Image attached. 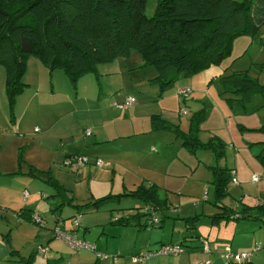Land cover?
Returning <instances> with one entry per match:
<instances>
[{
    "label": "rangeland",
    "instance_id": "obj_1",
    "mask_svg": "<svg viewBox=\"0 0 264 264\" xmlns=\"http://www.w3.org/2000/svg\"><path fill=\"white\" fill-rule=\"evenodd\" d=\"M156 1L145 2L148 18L153 16ZM257 27L255 38L241 37L234 42L231 56L221 66H228V76L242 72L257 85L245 107L241 96L238 98L232 86L221 83L220 77L210 84L208 95L190 100L187 105L182 104L181 94L179 106H174L173 100L159 103L162 96L154 84L155 69L146 64L137 50L129 49L128 54L97 66L75 83L63 71L51 73L41 61L28 59L22 79L26 87L10 111L5 96V69L0 66V173L5 175L0 184L14 187L22 203L28 200L25 204L18 202L15 193L5 201L0 191V202L14 208V211L0 209L7 220L0 219V241L8 254L10 249L16 250L24 258L33 256L34 264H45L49 257L37 253L41 247L51 258L57 255L62 258L57 264H137L133 260L136 252L131 249L136 236H130L129 232L121 237L114 235L120 227L113 221L133 215L142 207L123 194L138 186L155 185L161 191L159 196L168 201L167 208L160 213L166 224L160 232L166 231L173 220L199 216L194 236L215 241L210 243L211 250L223 245V255L230 249L233 253L249 254L248 261L264 264V249H252V243L239 250V244L252 238L247 229L256 227L255 224L226 219L216 224L209 218L222 212L214 204L212 166L237 170L238 184L226 185L228 196L221 203L224 207L236 210L240 203L254 207L264 198V180L260 186L251 181L253 176L262 177L260 171L264 169V45L259 40V35L264 34V23ZM249 39L255 40L252 45ZM237 85L245 88L246 83ZM128 97L134 100L132 106L119 109ZM185 109L188 115L181 114ZM155 116L178 127L185 136L160 127L155 131L152 125ZM184 138H193L195 151L183 145ZM209 142L216 143L215 151L201 149L200 143ZM217 145L223 147V156L216 157L221 149ZM237 147L240 154L235 150ZM76 150L86 152L88 160L78 169L66 164L63 158ZM19 151L23 160L20 166ZM97 160L101 166H96ZM31 169L48 176L50 172L53 181H58L65 191L59 194L55 187L31 179L28 175ZM11 171H20L21 179L9 178ZM25 181L28 187L22 191L24 186L20 184ZM98 199L101 201L96 209L84 207H91ZM19 206L30 209L42 225L20 220ZM59 223L65 228L61 230L76 234L77 239L93 246L96 252L70 250L63 240L54 237L53 230ZM147 234L141 232L136 244ZM232 240L238 249L229 247ZM257 244L263 247V243ZM9 259V264H21L17 257Z\"/></svg>",
    "mask_w": 264,
    "mask_h": 264
},
{
    "label": "trees",
    "instance_id": "obj_2",
    "mask_svg": "<svg viewBox=\"0 0 264 264\" xmlns=\"http://www.w3.org/2000/svg\"><path fill=\"white\" fill-rule=\"evenodd\" d=\"M21 1L22 4L19 0H0V66L5 69V96L10 111L26 87L22 79L28 59L41 61L51 73L63 71L75 83L78 77L94 71L97 66L112 63L119 55H126L129 49H135L146 64L155 69L154 84L159 89V95L163 96L176 83L212 67H221L231 56L233 44L238 38H255L258 33L251 17V8L256 0H157L151 18L145 15L146 0ZM259 40L264 45L261 35ZM227 69L228 66L222 68L224 71L219 80L232 86L231 90L239 94L238 98L241 96L242 106L245 107L257 91V85L242 72L228 76ZM236 82H245V88ZM185 88L188 87L179 91ZM186 101L183 99L182 103L186 105ZM152 119L155 131L163 128L185 136L178 127L159 120L157 116ZM195 123L193 118L191 125ZM214 144L200 143V146L201 149L215 151ZM183 145L191 152L196 150L193 138H184ZM217 148L221 149L216 152V157L223 156V147L217 145ZM71 157L87 159L85 154H67L64 160ZM17 162L19 166L22 164L21 154ZM211 169L214 204L222 210L209 217L211 223L231 218L264 224V203L254 207L240 203L236 210L221 204L228 196L226 185L235 175L227 168L212 166ZM19 174L20 171L13 175ZM28 175L57 188L61 193L60 187L47 174L31 169ZM2 176L0 173V178ZM159 193L161 191L155 185H149L138 186L134 191L123 194L137 200L142 207L136 209L133 215L114 220L113 224L150 228V217H156L159 225L154 227L160 226V213L167 208L168 201ZM59 194L56 196L64 200ZM99 201L101 199L91 207H84L94 210ZM74 207L78 209V206ZM24 214V210L17 212L19 218L32 220L33 215L23 217ZM143 217L147 218L143 220ZM198 219L199 216L179 220L193 230ZM164 245L167 244L160 247ZM14 253L11 250L12 256ZM31 257L20 259L24 264H33Z\"/></svg>",
    "mask_w": 264,
    "mask_h": 264
},
{
    "label": "crops",
    "instance_id": "obj_3",
    "mask_svg": "<svg viewBox=\"0 0 264 264\" xmlns=\"http://www.w3.org/2000/svg\"><path fill=\"white\" fill-rule=\"evenodd\" d=\"M251 17H252V20L256 26H260L261 24L264 23V0H256L253 3V6L251 8ZM260 35L262 37L264 34H260ZM254 41H255L254 39H249V44L252 45ZM247 42L248 41H246V43ZM242 44H244V43H242ZM235 58H237V57H235ZM222 72H223L222 67H212V68L206 70L205 72L198 74L195 77L189 78L187 80H183V81L175 84L172 88H170L162 96V99H160L161 101H159V103H163L166 101L170 102L171 100H173L174 106L175 105L179 106L181 98L179 96L178 91L180 88H183V87H188L190 89L189 98H188V100L186 99L187 100L186 103L188 104V101H190V100L196 101V100L200 99L201 96L209 94V91L211 89L210 84L214 82V79L215 80L218 79L219 76L222 75ZM128 98H132V97H128ZM182 100H181V102H182ZM166 106H167V104H166ZM13 125H15V123ZM12 129H14V128H12ZM14 132L16 133V135H19V132H16V131H14ZM233 144H234V142H232V145ZM235 150L237 151L238 154H240L238 147L235 148ZM68 154H71V155L72 154H83V155L85 154V155H87L86 152L81 153V150H76V152H70ZM65 155H67V154H64L63 158H65ZM236 171H237L236 169H235V171H233L235 178H237ZM10 173L11 174H8L9 178H13V177L14 178H20L19 175H13V174H16V171H14V172L11 171ZM253 175H255V174H253ZM260 175L262 177H260L259 181L257 182V183H259V186L261 185V182L264 180L263 179L264 178V169H263V171H260ZM49 176L51 177L50 172H49ZM31 179H34V178H31ZM51 179H52V177H51ZM34 180H37V179H34ZM52 182L55 185L59 186L60 190L65 191L63 186L58 181H56V180L53 181V179H52ZM20 185L22 187L24 186L22 191H26L25 188L28 187V183L25 181V182H21ZM13 189H14V187H7L5 185L0 184V191H2L3 196L6 199L5 201H7L8 197L12 198L14 196V194L16 193L17 198L19 197L18 202L22 203L21 197L17 193V190L16 189L13 190ZM259 200H261V202H259V203H264V198L259 199ZM26 202H28V200H26ZM26 202H23L22 204H25ZM22 207L23 206H19V210H24ZM0 209H6V210L8 209L9 211H14V208L9 204H5L4 201H2V203L0 202ZM24 213L25 214L23 217H26L28 214H30V215L34 214L30 209L24 210ZM2 218H4V215L0 214V219H2ZM161 218H162V221H161L160 226H158V227L147 228L145 225L143 227H141V226H139V227L118 226V227H120V229H119L120 231H118L114 235H118V237H121V235L127 234L129 232L131 234L130 236H132V237L136 236V242L134 243L135 246H134V248H131L132 251L136 252V254L133 257L142 256V255H146L147 253L154 252L162 244H167V245L179 244L185 248V250H183L182 253L177 255V256H172V257L146 256L143 259L141 264H227V262L223 258V253H222L223 252V249H222L223 245H219V246H217L216 249L211 250L210 243L215 242V241L207 242L208 240H202L201 236L195 237L194 236L195 232H193L195 230H191V228H187L181 221L179 222V219H182V218H178L177 221L173 220L172 223H169L170 224L169 228H167L166 231L162 230L160 232V229L165 228L164 227V224H165L164 220L165 219H164V217H161ZM19 219L22 220L21 218H19ZM2 220L7 221L5 218ZM228 220L236 221V220H233L231 218ZM236 222L255 224L254 226H256L254 228L250 227V228H252L250 230L247 229L248 230L247 235L251 236L252 238L249 239L250 240L249 242L239 244V245H241V247H239V250H245V248L250 247V245H252V243H253V245L251 246L252 249L256 245H258L257 243H263V245H264V235L262 233V231L264 232V230H263L264 224H262L260 222H247V221H236ZM141 223H143V221ZM249 226H251V225H249ZM61 228L65 229L63 224H62ZM243 229L245 230V228H243ZM241 230L242 229H239V231H241ZM143 231L148 232L147 237L144 238L143 241L141 240V242L136 244L137 239H138L137 237ZM240 233L243 234V236H246V233H244V232H240ZM259 233H261L262 236ZM53 234H54V232H53ZM154 236L156 238H154ZM200 239H201V241H200ZM219 239H223V238H219ZM222 241L224 242V240H222ZM204 242L206 244V246H204V247H207V249H205L203 247ZM233 242H234V240H232V244H230V246H229L232 249L235 248L233 246ZM51 245H53V244L52 243L48 244V246H51ZM235 249H238V248H235ZM252 249H251V251H252ZM10 251H11V249H10ZM12 251L15 252L13 254V256L18 258V262L21 264H24V262L20 259V258H24V257L19 255V252L16 250H12ZM234 251H236V250H234ZM8 252L9 251H7V249L5 248V245L3 243H1V241H0V261L2 264H5V263L9 264V262H10L9 257H13L11 254H8ZM93 252H96V250L93 249ZM119 252H122L121 249H119ZM230 252L233 253L231 250H230ZM235 253H237V252H235ZM98 255H106V254H99L98 253ZM45 257H49L46 260L45 264H47V263L57 264L58 262H60L62 260V258L58 257V255L51 258V255H49L48 253L45 255ZM257 261L258 260H256L255 262H251L250 260L249 261L247 260L245 264H262L261 262H259V261L257 262ZM33 264H34V262H33Z\"/></svg>",
    "mask_w": 264,
    "mask_h": 264
},
{
    "label": "built area",
    "instance_id": "obj_4",
    "mask_svg": "<svg viewBox=\"0 0 264 264\" xmlns=\"http://www.w3.org/2000/svg\"><path fill=\"white\" fill-rule=\"evenodd\" d=\"M264 40V37H263ZM190 93V89L189 88H185L179 91V94L183 95L184 99H187ZM134 100L132 98H127L125 100V102L118 106L119 109H126L130 106H132ZM182 115H187V110H182L181 111ZM89 133H86V135H88ZM66 164L74 166L75 169H78L79 166L81 164H85L87 163V159L84 157H71L69 159H67ZM96 166H101V161H96ZM252 182L257 183L259 181L258 177L253 176L251 179ZM231 183H233L234 185H237V180L235 178V176L232 177L231 179ZM25 195H27L26 193H24ZM32 220L35 224H39L42 225L41 223V219L38 216H33ZM73 224L77 225L78 222L77 221H73ZM148 224L151 227L157 226L158 224V220L156 217H150V220L148 221ZM62 223L57 224V226L54 229V237L57 239H61L63 240L66 245L68 246V248L70 250H74V251H78L80 249H85L88 251H93L94 247L89 245L88 243L81 241L79 239L76 238L75 234L72 232H64L63 230H61ZM149 226V227H150ZM259 245V244H258ZM206 246L205 242L203 243V247ZM256 250H260V249H264V245L263 247L261 246H255ZM205 249H207V247H204ZM182 248L180 246L177 245H164L162 247H160L159 249L155 250L154 252H150L147 253L146 255H142V256H136L133 258V260L137 263V264H141L143 259L146 256H152V257H156V256H167V255H172V256H177L179 254L182 253ZM38 254H42V255H46V250L39 247L37 250ZM247 253H231L229 250H227V252L223 255V258L225 259V261L227 262V264H245L246 260L248 258Z\"/></svg>",
    "mask_w": 264,
    "mask_h": 264
}]
</instances>
